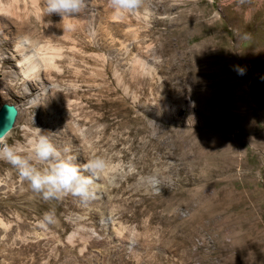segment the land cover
Instances as JSON below:
<instances>
[{"label": "rangeland", "instance_id": "rangeland-1", "mask_svg": "<svg viewBox=\"0 0 264 264\" xmlns=\"http://www.w3.org/2000/svg\"><path fill=\"white\" fill-rule=\"evenodd\" d=\"M154 1L159 79L132 86L135 102L109 66L104 78L65 68L66 100L0 88V106L18 109L7 143L39 127L78 163L108 162L84 205L43 200L0 160V264H264V0ZM76 45L97 66L100 51ZM49 209L57 223L42 225Z\"/></svg>", "mask_w": 264, "mask_h": 264}, {"label": "bare ground", "instance_id": "bare-ground-1", "mask_svg": "<svg viewBox=\"0 0 264 264\" xmlns=\"http://www.w3.org/2000/svg\"><path fill=\"white\" fill-rule=\"evenodd\" d=\"M153 2L145 0L144 9L137 14L120 17L113 13L108 0H87L83 12L63 18L47 12L45 0H0V44L4 40L8 46L7 55L0 51V88L19 87L24 95L32 89L36 92L32 103L44 100L48 94L65 99L58 89L59 75L65 68L76 74L87 71L104 78V70L109 66L115 86L135 102L138 95L132 86L140 87L146 77L152 81L159 79L155 63L151 64L148 58L152 46L145 40L148 11ZM77 43L100 51L88 54L97 66H92L83 54L75 60L78 52H84L76 48ZM131 54L127 65L122 63V70L111 64L112 58L126 61ZM9 59L13 62L5 66Z\"/></svg>", "mask_w": 264, "mask_h": 264}, {"label": "clouds", "instance_id": "clouds-1", "mask_svg": "<svg viewBox=\"0 0 264 264\" xmlns=\"http://www.w3.org/2000/svg\"><path fill=\"white\" fill-rule=\"evenodd\" d=\"M46 11L65 16L78 15L87 7V0H45ZM113 13L120 17L135 15L145 7V0H108ZM240 74H243L242 71ZM0 160L14 167L31 190L43 200H61L66 196L87 205L96 198V180L108 168L105 158L96 156L78 163L70 146L57 145L52 137L39 127L28 129L22 141L6 142L0 135ZM151 184L154 177L146 178ZM54 209L42 214V225L57 223Z\"/></svg>", "mask_w": 264, "mask_h": 264}, {"label": "water", "instance_id": "water-1", "mask_svg": "<svg viewBox=\"0 0 264 264\" xmlns=\"http://www.w3.org/2000/svg\"><path fill=\"white\" fill-rule=\"evenodd\" d=\"M18 109L15 105L9 103H3L0 106V135L5 133L6 135L14 126Z\"/></svg>", "mask_w": 264, "mask_h": 264}]
</instances>
